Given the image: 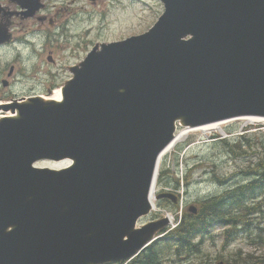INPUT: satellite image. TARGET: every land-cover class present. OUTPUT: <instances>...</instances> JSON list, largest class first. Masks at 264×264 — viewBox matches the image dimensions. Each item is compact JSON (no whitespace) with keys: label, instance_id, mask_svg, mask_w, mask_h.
<instances>
[{"label":"water","instance_id":"obj_1","mask_svg":"<svg viewBox=\"0 0 264 264\" xmlns=\"http://www.w3.org/2000/svg\"><path fill=\"white\" fill-rule=\"evenodd\" d=\"M159 1L164 12L148 31L95 46L70 68L61 102L7 106L0 264L134 259L168 224L136 228L153 209L158 160L176 125L264 120V0ZM64 160L62 170L36 167Z\"/></svg>","mask_w":264,"mask_h":264},{"label":"rangeland","instance_id":"obj_2","mask_svg":"<svg viewBox=\"0 0 264 264\" xmlns=\"http://www.w3.org/2000/svg\"><path fill=\"white\" fill-rule=\"evenodd\" d=\"M163 12L164 6L158 0H47L48 17L55 15L58 27L47 30L42 52L38 51L39 45L33 46L39 48L34 51L25 47L32 43L19 37L15 43L0 48V80L9 82L8 88L0 85V97L28 95L31 89H39L43 70L78 66L95 46L148 31ZM29 40L34 41L33 38ZM48 56L52 57L54 66L47 60ZM10 67H14L11 79L7 78ZM221 128L223 135L214 130L206 135L199 130L191 131L160 156L155 194L176 190L180 202L178 206L168 207L166 200H152L153 211L138 220L137 228L167 218L165 228L169 232L180 218L183 219L189 206H198L254 179L255 165L264 161V121L232 120L222 123ZM184 131V127L177 125L175 135L184 134ZM241 137L246 142L238 149ZM68 164L67 161H41L36 167L58 171ZM263 200L261 193L248 202L251 210L242 214L234 211L231 226L214 227L211 235L201 243L198 254L167 252L162 264H238L248 256L264 255ZM258 204L261 212H258ZM175 209L177 212H172Z\"/></svg>","mask_w":264,"mask_h":264},{"label":"trees","instance_id":"obj_3","mask_svg":"<svg viewBox=\"0 0 264 264\" xmlns=\"http://www.w3.org/2000/svg\"><path fill=\"white\" fill-rule=\"evenodd\" d=\"M243 139L244 137H241L240 142H237L238 149L245 145L246 141H242ZM261 193L264 195L263 160L255 165L254 179L250 183L230 190L217 198L203 201L200 204L197 217L184 215L173 230L169 232L168 229L164 230L162 234L165 233V236L156 240L127 264H162L167 252H174L175 255L181 253L198 254L201 243H204L205 238L211 235L214 227L231 226L232 213L239 210L242 214L251 210L252 206L248 202L255 200ZM166 203L168 207L171 206L169 201H166ZM259 205L258 212H261ZM172 212L176 213L177 209ZM237 263L264 264V255L256 258L248 256V258L241 259Z\"/></svg>","mask_w":264,"mask_h":264},{"label":"flooded vegetation","instance_id":"obj_4","mask_svg":"<svg viewBox=\"0 0 264 264\" xmlns=\"http://www.w3.org/2000/svg\"><path fill=\"white\" fill-rule=\"evenodd\" d=\"M19 1V2H18ZM0 0V34L5 33L8 37V40L0 44V48L5 46L8 43H15L16 38L19 37L23 41L32 44H25V47H29L30 50L34 51L35 48L33 46L39 45L41 49L39 52L44 51L43 47L47 40L48 29L50 27H58L57 23L54 19L56 17H48L47 14V0H35L33 6L29 5V3L33 0ZM93 1V0H91ZM113 1H122V0H113ZM129 1V0H125ZM135 1H143V0H135ZM25 4V7L21 3ZM29 38H33L34 41H30ZM4 48H7L4 47ZM3 48V49H4ZM51 65H55L51 56H48L47 59ZM76 66V65H74ZM71 66H65L63 69L56 70H43V80L38 83L40 85L39 89L34 90L31 89L28 95H24L18 97L14 94L5 95L0 97L1 104H8L10 101L13 103L16 100L28 99L32 97H46L48 98L52 92L54 87L64 86V84L70 80L72 77L70 68ZM14 67H10L7 73V78L11 79L13 75ZM0 85L3 88L9 87V82L5 79L0 80ZM42 94L46 96H42ZM238 187V186H237ZM235 187V188H237ZM231 190V189H229ZM178 196V191L172 190ZM217 198V197H216ZM212 199V198H210ZM197 211L189 217H197L198 215V206H195Z\"/></svg>","mask_w":264,"mask_h":264},{"label":"bare ground","instance_id":"obj_5","mask_svg":"<svg viewBox=\"0 0 264 264\" xmlns=\"http://www.w3.org/2000/svg\"><path fill=\"white\" fill-rule=\"evenodd\" d=\"M60 98H61V91L59 89H57V91L54 93L53 96H51L50 98H44L43 97L42 100L47 101V102H56V101L60 100ZM9 105H10V103H8V104H1L0 103V116L1 117H12L13 116L14 113L12 112V110L10 108H7V106H9ZM5 108H7V109H5ZM244 120L251 121V122H261L262 121L259 119H244ZM221 125H222V123H217V124H210V125H206V126H203L200 128H194V129L184 128V130H185L184 134L175 135L172 143L162 152L161 156L164 155L170 148H172L173 145H176L183 138L184 135H188V133L191 131L199 130L201 133L206 135L208 131L213 132V130H214L218 133H222V135H223L224 132L221 128ZM151 200H152V198H151Z\"/></svg>","mask_w":264,"mask_h":264}]
</instances>
